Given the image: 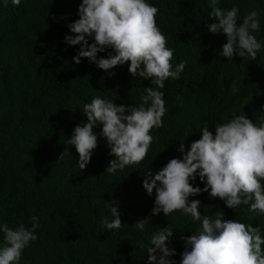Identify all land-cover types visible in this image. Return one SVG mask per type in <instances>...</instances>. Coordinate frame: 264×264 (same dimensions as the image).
<instances>
[{"label":"trees","instance_id":"trees-1","mask_svg":"<svg viewBox=\"0 0 264 264\" xmlns=\"http://www.w3.org/2000/svg\"><path fill=\"white\" fill-rule=\"evenodd\" d=\"M80 3L21 0L19 7L0 6V222L14 228L19 223L30 226L33 215L39 218L37 240L24 250L19 264H147L152 232L170 225L171 247L177 253L171 259L179 264L183 238L199 222L179 211L169 217L150 216L155 190L149 197L143 189L145 172L154 175L169 160L182 159L181 142L186 152L201 138L204 123L213 133L214 123L241 113L261 123L264 49L255 59L234 56L227 61L218 55L225 37L205 27L213 22L207 0H148L159 9L155 19L167 38L166 46L175 50L172 63L187 62L180 78L166 81L162 89L168 109L163 125L151 130L148 157L115 175L104 173L114 157L99 136L102 126H96L97 148L80 170L75 166L78 153L66 141L75 126L87 122L83 105L96 96L113 99L117 105L134 104L144 87H155L148 80L132 78L130 62L108 75L87 58L79 64L72 61L79 46L64 43V36L71 34L65 25L79 18ZM217 6H237L241 19L258 10L261 27L256 36L264 41V0H219ZM107 51L97 57L107 58ZM233 84L238 88L235 94ZM195 185L204 186L198 178ZM192 199L201 202L202 215L214 216L220 210L225 219L264 229V216L253 217L248 206L234 211L207 192ZM113 201L124 224L119 230L102 232L101 218L110 217L107 202ZM146 217L150 220L145 232L131 227Z\"/></svg>","mask_w":264,"mask_h":264},{"label":"clouds","instance_id":"clouds-1","mask_svg":"<svg viewBox=\"0 0 264 264\" xmlns=\"http://www.w3.org/2000/svg\"><path fill=\"white\" fill-rule=\"evenodd\" d=\"M207 2L211 7L208 18L213 21L205 24L207 31L226 39L218 55L227 61H233L234 56L255 59L264 49V41L256 36L261 27L259 11H249L241 19L237 6L221 9L217 6L219 0ZM9 3L19 7L21 0H0V6L8 7ZM158 11L148 0H81L79 18L65 25L71 34L64 36V43L79 46L72 57L75 64L84 57L114 75L109 70L130 62L128 72L132 78L148 80L155 86L144 87L138 103L117 105L113 99L96 96L83 105L81 111L87 122L75 126L66 141L78 153L75 166L80 170L86 168L97 148L94 128L98 125L102 126L99 136L110 149L108 155L114 157L104 173L115 175L148 157L153 142L151 130L162 127L168 111L162 89L166 81L178 80L187 64L172 63L175 50L166 46L167 38L157 26ZM106 51L107 58L97 57ZM231 91H238L235 84ZM213 125L214 133L204 123L199 129L201 138L186 152L181 142L178 151L182 159L169 160L154 175L151 170L145 172L143 189L149 197L155 190L150 216L163 213L169 217L179 211L199 222V227L183 238L179 264H264V229L225 219L220 210L214 216L202 215L198 211L201 202L189 201V197L207 192L209 198H219L229 209L248 206L253 217L264 216V118L257 125L241 113ZM197 178L203 187L195 185ZM114 202H107L110 217L101 218L102 232L119 230L124 224ZM30 219V226L19 223L14 228L0 222V264H19L24 250L37 240L39 218L33 215ZM149 220L139 219L131 227L143 233ZM171 236V225L152 232L146 247L147 264H177L171 259L177 255L171 247Z\"/></svg>","mask_w":264,"mask_h":264}]
</instances>
